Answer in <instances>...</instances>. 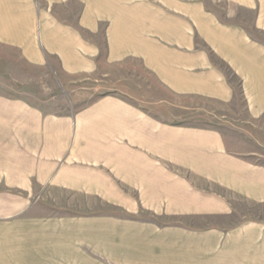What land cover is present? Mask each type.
<instances>
[{
    "label": "crops",
    "instance_id": "crops-1",
    "mask_svg": "<svg viewBox=\"0 0 264 264\" xmlns=\"http://www.w3.org/2000/svg\"><path fill=\"white\" fill-rule=\"evenodd\" d=\"M18 58L64 89L94 81L104 95L69 119L45 118L17 98ZM194 98L240 100L251 149L232 155L211 129L148 122L147 99L160 109ZM123 190L173 215H227L222 191L264 203V0H0V264H177L178 239L189 264H264L259 225L161 230L40 210L59 192Z\"/></svg>",
    "mask_w": 264,
    "mask_h": 264
},
{
    "label": "rangeland",
    "instance_id": "rangeland-1",
    "mask_svg": "<svg viewBox=\"0 0 264 264\" xmlns=\"http://www.w3.org/2000/svg\"><path fill=\"white\" fill-rule=\"evenodd\" d=\"M18 80H17V98L23 104L39 112L45 118H71L72 115H78L81 110L86 108L97 98L102 97L104 89L96 87V82L88 81L84 87H64L58 82L51 73L33 68L23 63L18 58ZM13 84V83H12ZM165 97V96H162ZM151 100H146L148 122H168L174 124L188 125L194 128L211 129L218 132L224 139L227 150L232 155L239 154L242 151L250 150L251 144L243 137V132H250V118L244 109V104L238 100L234 104L224 105L213 101H204L194 98L192 101L177 104V108L168 105L153 107ZM152 103V102H151ZM241 122H246L242 124ZM211 191H218L217 187H211ZM227 195L230 206L226 208L227 215L216 214L210 216L197 215H173L170 212L176 211L165 205L149 206L150 200L145 199V192L116 191L114 197L107 199L106 194H96V192H59L54 198L49 199L42 204L41 211L47 216L56 217L58 215H75L79 217H88L90 215L113 214L129 215L131 218L141 219L148 224H155L163 230L168 227L191 228L196 232L201 231H228L235 228L254 224L264 227V203L255 204L244 199L236 198L233 194L221 192ZM40 193L35 192L33 200ZM158 194H161L159 192ZM124 199H123V197ZM164 200V195H161ZM128 202L122 207L123 202ZM161 202L164 203V201ZM123 202V203H122ZM165 239H161L163 243ZM199 239H195L196 243ZM178 262L177 264H189V255L185 247L184 239H178ZM184 242V244H183ZM200 242H202L200 240ZM170 258L173 250H166ZM205 248L195 245L190 253L194 257L205 258L201 254ZM88 261H97L98 263H107L101 255L88 254L84 256ZM169 258V259H170ZM188 259V260H187ZM85 260V261H86ZM173 264V260L170 259ZM193 264H218L216 258H207L203 261L194 259ZM245 264V263H242ZM249 264V263H246Z\"/></svg>",
    "mask_w": 264,
    "mask_h": 264
}]
</instances>
